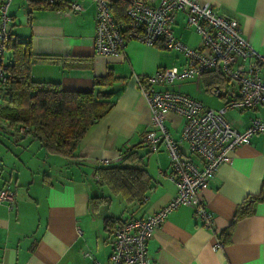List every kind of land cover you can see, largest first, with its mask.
I'll use <instances>...</instances> for the list:
<instances>
[{
	"label": "crops",
	"instance_id": "obj_1",
	"mask_svg": "<svg viewBox=\"0 0 264 264\" xmlns=\"http://www.w3.org/2000/svg\"><path fill=\"white\" fill-rule=\"evenodd\" d=\"M65 1H78L82 9L67 13L65 8H31L28 0H12L7 29L18 40H29L34 53L61 57L59 62L34 63V80L56 82L65 90L88 91L94 76L111 71L116 79L100 89L111 93L114 104L86 129L72 158L49 153L30 134L0 132V187L9 184L15 192L11 207L0 202V264H109L113 222L155 212L177 189L167 152L162 146L150 151L142 142L151 114L140 81L159 68L184 65V56L134 39H128L120 53L97 54L93 1ZM196 1L235 18L241 35L264 50V0ZM172 33L189 47L200 46L201 38L186 26L182 10L176 11ZM218 70L225 80V85L214 88L219 92L207 91L200 76L153 87L187 94L205 107L218 109L225 99L238 96V82ZM208 95L219 98L217 108L206 105ZM229 111L227 118L223 116L238 131L254 117L264 120V104ZM165 123L172 136L180 139L181 117L167 112ZM136 144L152 187L142 200L126 201L97 182L96 168L116 164L123 150ZM262 182L264 131L237 146L209 177L206 187L197 191L193 202H201L211 213L210 227L201 224L191 205L178 206L147 242L151 264H264V198L246 205L249 196L260 193ZM92 196H106L109 201L95 206ZM238 207L247 213L234 218ZM218 241L222 246L215 249Z\"/></svg>",
	"mask_w": 264,
	"mask_h": 264
},
{
	"label": "built area",
	"instance_id": "obj_2",
	"mask_svg": "<svg viewBox=\"0 0 264 264\" xmlns=\"http://www.w3.org/2000/svg\"><path fill=\"white\" fill-rule=\"evenodd\" d=\"M11 1L0 0V83L5 81V43L14 39L7 29ZM92 1L95 5L93 45L97 54L120 53L126 41L134 39L179 52L186 61L180 67L171 65L144 75L145 83L140 84L151 114L149 127L141 139L150 151L162 146L167 152L176 192L155 212L143 218L122 219L111 231L109 264H151L147 242L165 217L178 206L191 205L201 224L210 227L211 213L201 202H193L197 191L206 187L209 177L222 162L229 160L237 146L248 143L253 134L264 131V120L260 117L252 118L248 126L238 131L223 116L228 110L264 104V50L255 48L241 35L235 18L215 13L207 3L199 4L196 0H120L125 4V20L116 21L111 0ZM81 9L78 1H69L64 10L68 13ZM178 10L185 13L186 26L199 34L201 41L197 48L187 46L173 35L172 25ZM238 59L242 62L237 63ZM214 68H219L228 80L238 82V96L225 99L218 109L205 107L187 94L153 87L198 77L201 72ZM214 91L219 92L218 89ZM170 111L182 119L180 139L172 136L165 123ZM0 127L15 133L27 129L23 123H10L3 118H0ZM192 157L197 158L200 165ZM14 200L15 192L9 184L0 187V202L11 207ZM221 246L218 241L213 247Z\"/></svg>",
	"mask_w": 264,
	"mask_h": 264
},
{
	"label": "trees",
	"instance_id": "obj_3",
	"mask_svg": "<svg viewBox=\"0 0 264 264\" xmlns=\"http://www.w3.org/2000/svg\"><path fill=\"white\" fill-rule=\"evenodd\" d=\"M31 8H52L62 10L67 5L65 0H28ZM112 13L116 21L125 20V4L120 0L110 1ZM30 13V12H29ZM30 19V17H29ZM14 39L5 43V81L0 83V118L10 123H23L27 129L15 133L0 127L1 133L32 135L37 138L49 153L64 158L74 157V149L84 135L86 129L101 118L114 104L110 100L111 93L102 91L100 87L110 85L116 79L111 71L103 76H94L92 89L88 91L65 90L60 84L49 81H36L31 77L34 63L59 62L56 55L34 53L29 40ZM62 65L68 66L63 63ZM202 86L209 92L225 85L224 78L217 68L200 73ZM144 80L140 84H144ZM140 145L123 150L121 159L116 164L97 166V182L106 185L112 192L119 193L126 201H140L151 189V179L142 155ZM264 198V182L258 195L246 199L248 207ZM109 198L92 196L91 202L96 206ZM238 207L234 218L247 213ZM108 219H106L107 221ZM113 222L111 230L117 221Z\"/></svg>",
	"mask_w": 264,
	"mask_h": 264
},
{
	"label": "rangeland",
	"instance_id": "obj_4",
	"mask_svg": "<svg viewBox=\"0 0 264 264\" xmlns=\"http://www.w3.org/2000/svg\"><path fill=\"white\" fill-rule=\"evenodd\" d=\"M211 94V93H210ZM219 103H220V100H219V98L218 97H216V96H210V95H208L207 97H206V105L207 106H211V107H215V108H217L216 106L217 105H219ZM229 113H230V111L228 110V111H226L225 113H224V116H225V118H227L228 117V115H229ZM116 198H114L113 199V203H112V208L115 210L116 209V207H117V205H116V200H115ZM115 200V201H114Z\"/></svg>",
	"mask_w": 264,
	"mask_h": 264
}]
</instances>
